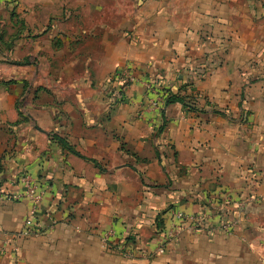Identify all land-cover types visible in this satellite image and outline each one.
I'll list each match as a JSON object with an SVG mask.
<instances>
[{"label": "crops", "instance_id": "1", "mask_svg": "<svg viewBox=\"0 0 264 264\" xmlns=\"http://www.w3.org/2000/svg\"><path fill=\"white\" fill-rule=\"evenodd\" d=\"M155 79L196 110L162 118ZM22 173L39 233L0 200V264H264V0H0V187ZM174 210L202 228L157 253Z\"/></svg>", "mask_w": 264, "mask_h": 264}, {"label": "built area", "instance_id": "2", "mask_svg": "<svg viewBox=\"0 0 264 264\" xmlns=\"http://www.w3.org/2000/svg\"><path fill=\"white\" fill-rule=\"evenodd\" d=\"M122 72V71H121ZM125 73V72H124ZM122 80L129 78L120 75ZM128 85V84H127ZM127 85L121 87L124 92ZM164 100V98H163ZM264 181V173L261 175ZM16 184L21 186V189L10 190L8 188L0 187V200L20 201L25 200L28 203V208L23 219V224L19 231L13 236L14 238H27L37 236L39 229L37 227V218L40 203L43 198L44 190L38 185L37 181L28 173L20 174L16 179ZM170 225L168 228L162 226L160 229L161 239L157 248V253H162L165 246L173 240L177 233L183 228H189L191 231H198L203 225V216L189 215L181 210H174L169 212ZM220 230L229 234L232 230L231 222L222 218L219 220ZM162 224V223H161ZM160 224V225H161ZM114 230L108 229L101 233L100 240L104 247L116 251L120 256L130 258L133 254L131 247L127 244L126 239H114Z\"/></svg>", "mask_w": 264, "mask_h": 264}, {"label": "trees", "instance_id": "3", "mask_svg": "<svg viewBox=\"0 0 264 264\" xmlns=\"http://www.w3.org/2000/svg\"><path fill=\"white\" fill-rule=\"evenodd\" d=\"M15 63H18V62H15ZM21 63V62H20ZM22 63H26V61H23ZM128 84V80L127 79H123V82L120 83V88L123 86V85H127ZM154 86L157 85V88L159 90H162L164 91L163 93V98H164V101H163V106L160 108V113H161V116L162 118H164V114H165V107L166 106H169L171 105L172 103L174 102H180L184 107L186 108H189V109H192V110H196L191 104L189 101H186L184 99V97H180L179 95L171 92L170 90L164 88L160 83H159V79H155L152 83ZM116 94L115 95H112L113 98H115L116 100L120 99V98H123V93L122 91L119 89L118 91L115 92ZM20 116L22 119H26V117L24 115H22L20 113ZM163 124L160 125L158 131H162L164 129V126H165V120H163ZM59 142L66 148H68L69 151H71L72 153H74L75 155L77 156H80V157H83L82 155H80L77 151H75L70 145H68L66 143L65 140L63 139H59ZM85 158V157H83ZM133 236L132 235H128L126 237V241H129V240H132Z\"/></svg>", "mask_w": 264, "mask_h": 264}]
</instances>
